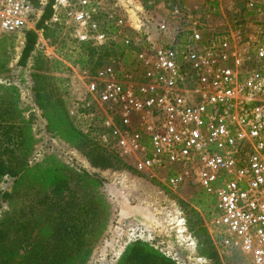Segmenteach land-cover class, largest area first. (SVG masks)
<instances>
[{"label": "rangeland", "instance_id": "374dc122", "mask_svg": "<svg viewBox=\"0 0 264 264\" xmlns=\"http://www.w3.org/2000/svg\"><path fill=\"white\" fill-rule=\"evenodd\" d=\"M71 1L77 4L80 0ZM47 2L40 0L42 11ZM250 3L90 0L87 11L107 33V44L80 43L75 37L74 23L61 10L47 23L55 32L53 37L45 39L43 32H39L33 58L25 68L18 65L26 42L25 32L3 37L0 109L14 104L15 121L27 134L26 159L30 166L18 185V194L4 211L28 203L30 196L48 188L45 186L50 177L67 176L78 195L87 192L98 206L97 229L86 249L88 253L70 264H117L127 247L136 241L145 242L178 264H245L238 253L219 249L215 243L211 227L217 214L215 199L198 186L170 188L168 178L173 166L139 171L137 155L125 154L108 138L101 124L105 116L101 109L94 116L77 118L70 110L86 97L89 79L105 66H113L121 76L139 82L141 69L136 54L147 47L148 33L151 39L158 38L156 28L160 22L166 21L171 36L179 37L180 42L189 39V31L194 27L201 29L204 38L226 35L232 29L240 30L252 41H261L264 16L258 2L253 8ZM140 23L144 25L141 29ZM55 63L59 66L54 69ZM36 86L43 88L40 97ZM105 110L112 116L109 108ZM99 149L111 156L110 168L91 164L89 156L96 155ZM66 169L71 172L68 174ZM76 175H84V179L78 180ZM89 175L101 182H92ZM13 182L7 178L1 188L13 193ZM208 239L213 246H209Z\"/></svg>", "mask_w": 264, "mask_h": 264}, {"label": "built area", "instance_id": "2783aa9c", "mask_svg": "<svg viewBox=\"0 0 264 264\" xmlns=\"http://www.w3.org/2000/svg\"><path fill=\"white\" fill-rule=\"evenodd\" d=\"M89 6L56 0L53 10L55 17L66 11L80 43L103 46L109 38ZM42 12L31 0H0V40L35 29ZM156 32L136 54L139 82L105 66L70 114L101 109L108 138L137 155L139 171L173 166L170 188L198 186L215 199L211 227L219 249L264 264V32L257 43L232 29L204 38L197 27L180 42L166 21Z\"/></svg>", "mask_w": 264, "mask_h": 264}, {"label": "trees", "instance_id": "16d2710c", "mask_svg": "<svg viewBox=\"0 0 264 264\" xmlns=\"http://www.w3.org/2000/svg\"><path fill=\"white\" fill-rule=\"evenodd\" d=\"M31 1L39 6L40 0ZM54 3L55 0H48L35 29L24 31L26 42L18 63L20 67L25 68L33 58L39 32H43L45 39L53 37L55 32L47 23L53 17ZM54 66L55 69L59 65L55 63ZM35 90L40 97L43 88L36 86ZM13 105L8 103L3 111L0 109V210H3L0 216V264H70L88 253L86 249L97 229V202L87 192L78 195L71 187L69 177H48L50 181L45 186L48 188L30 196L29 202H22L20 208L4 211L18 194L23 175L30 170L26 159L27 134L15 121ZM89 158L97 168L108 169L113 165L111 156L100 149ZM66 171L69 174L71 169ZM76 176L78 180L84 179V175ZM7 178L14 181L13 193L1 188ZM88 178L94 183L101 182L97 177L89 175ZM210 241H207L209 246H213ZM117 264L178 263L145 242L136 241L127 247Z\"/></svg>", "mask_w": 264, "mask_h": 264}, {"label": "crops", "instance_id": "0c3cea01", "mask_svg": "<svg viewBox=\"0 0 264 264\" xmlns=\"http://www.w3.org/2000/svg\"><path fill=\"white\" fill-rule=\"evenodd\" d=\"M250 2H258L260 6H262V3H264V0H250Z\"/></svg>", "mask_w": 264, "mask_h": 264}]
</instances>
